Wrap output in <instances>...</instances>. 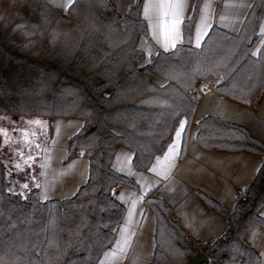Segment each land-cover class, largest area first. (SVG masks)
<instances>
[{
	"label": "trees",
	"instance_id": "obj_1",
	"mask_svg": "<svg viewBox=\"0 0 264 264\" xmlns=\"http://www.w3.org/2000/svg\"><path fill=\"white\" fill-rule=\"evenodd\" d=\"M142 2L120 14L110 0H75L67 9L44 0H0V116L44 118L50 138L56 117L81 118L66 160H89L87 181L74 196L43 200L37 185L25 193L0 153V264H98L125 214L117 191L136 184L112 167L120 147L133 151L136 168L148 169L183 120L188 127L210 87L258 106L264 91V0H255L238 33L213 25L194 46L196 0L183 22V42L149 57L139 45L148 36ZM197 140L208 149L264 156V142L217 116L198 122ZM2 145L0 132V151ZM36 170L39 179V165ZM204 197L229 225L216 240L195 245L171 207L147 196L156 217L150 264H188L201 251L210 258L202 264H259L246 235L252 224H264V163L232 211Z\"/></svg>",
	"mask_w": 264,
	"mask_h": 264
},
{
	"label": "crops",
	"instance_id": "obj_2",
	"mask_svg": "<svg viewBox=\"0 0 264 264\" xmlns=\"http://www.w3.org/2000/svg\"><path fill=\"white\" fill-rule=\"evenodd\" d=\"M44 1L67 9L75 0ZM110 1L117 12L125 14L137 0ZM195 1L143 0L141 13L147 23L148 36L142 37L139 45L148 57L158 49L172 50L183 42V22L191 16ZM218 1L201 0L193 24L194 46L202 44L213 25L233 34L238 33L255 2L220 0L218 5ZM260 33L262 40L264 13ZM258 50L259 46L254 49V54ZM155 79L163 82L162 78ZM209 115L242 125L264 142V91L258 106L250 107L226 98L210 87L199 99L188 127L187 121L183 120L165 152L148 169L136 168L133 165V151L129 147H120L113 158L112 167L131 177L136 184H122L117 191V199L124 206L125 214L113 245L102 255L98 264H150L156 217L146 204L147 196H159L171 207L195 245L212 242L226 231L229 225L227 216L212 208L204 195L232 211L238 193L253 181L264 163V156L250 150L203 147L197 140L198 122ZM82 126L81 118H55L53 135L44 144L39 161L37 186L41 199L72 197L87 181L88 158L79 156L66 160L68 140ZM246 238L259 254V264H264V224H252Z\"/></svg>",
	"mask_w": 264,
	"mask_h": 264
},
{
	"label": "rangeland",
	"instance_id": "obj_3",
	"mask_svg": "<svg viewBox=\"0 0 264 264\" xmlns=\"http://www.w3.org/2000/svg\"><path fill=\"white\" fill-rule=\"evenodd\" d=\"M0 132L3 135L1 156L27 193L37 185L36 169L43 146L50 140L46 120L41 117H26L21 120L18 117L0 116Z\"/></svg>",
	"mask_w": 264,
	"mask_h": 264
},
{
	"label": "water",
	"instance_id": "obj_4",
	"mask_svg": "<svg viewBox=\"0 0 264 264\" xmlns=\"http://www.w3.org/2000/svg\"><path fill=\"white\" fill-rule=\"evenodd\" d=\"M209 260H210L209 256L205 254L203 251H201L196 256H194L188 264H202L208 262Z\"/></svg>",
	"mask_w": 264,
	"mask_h": 264
},
{
	"label": "snow or ice",
	"instance_id": "obj_5",
	"mask_svg": "<svg viewBox=\"0 0 264 264\" xmlns=\"http://www.w3.org/2000/svg\"><path fill=\"white\" fill-rule=\"evenodd\" d=\"M173 47H175V44H173ZM37 123H38V122H37ZM177 135H179V133H178Z\"/></svg>",
	"mask_w": 264,
	"mask_h": 264
}]
</instances>
